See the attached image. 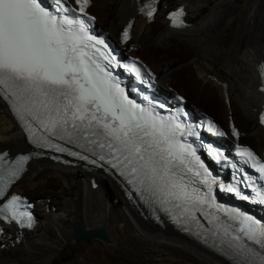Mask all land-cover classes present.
Instances as JSON below:
<instances>
[{
    "label": "snow or ice",
    "instance_id": "1",
    "mask_svg": "<svg viewBox=\"0 0 264 264\" xmlns=\"http://www.w3.org/2000/svg\"><path fill=\"white\" fill-rule=\"evenodd\" d=\"M90 2L0 0V99L23 122L37 147L112 170L154 211L168 214L185 230L193 224L203 229L196 235H203L206 243L211 238L231 264H264V224L215 204L211 195L215 181L206 169L194 170L193 158L199 168L204 166L195 149L181 139L195 136V130L125 93L113 71L119 66L115 57L106 51L103 40L89 32L88 21L94 19L86 11ZM154 12L152 8L146 15ZM180 14L174 13L173 19L179 21ZM123 39H129L128 31ZM142 67L133 63L127 71L141 77ZM259 119L264 124V114ZM237 154L245 165L252 161L250 167L259 175L253 180L240 168L248 176L244 186L250 192L241 194L238 187L228 191L264 205V163L247 148ZM29 159L0 152V223L32 226L31 212L20 210L30 205L7 192ZM205 222L211 229L205 228Z\"/></svg>",
    "mask_w": 264,
    "mask_h": 264
},
{
    "label": "bare ground",
    "instance_id": "2",
    "mask_svg": "<svg viewBox=\"0 0 264 264\" xmlns=\"http://www.w3.org/2000/svg\"><path fill=\"white\" fill-rule=\"evenodd\" d=\"M245 1L161 0L158 14L168 9L170 3L175 2L174 6L185 5L190 26L181 30L170 29L163 16H160L163 21L153 29L152 24L158 22L157 18L145 23L135 13L136 0H115L114 8L107 0H93L91 9L97 14V24L113 37L128 17H135L131 42L137 52H133H143V60L158 74L159 83H169L173 71L182 63L190 62L202 82L208 81L218 89L217 95H211L206 88L200 87L197 92L204 94L209 103L215 99L218 104L221 99L223 118L214 120L224 127L229 120L235 124L230 114L234 107L232 93L237 107L245 115L240 121L244 125L239 129L243 135L246 132L249 141L257 143V149L249 141L244 143L261 151L264 129L257 123L262 97L257 90L259 76L256 65L264 61V40L247 33V30L256 24L264 28V15H259L264 0H250L242 12L240 8ZM241 16V32L228 31ZM208 19L214 20V26L211 23L208 27H201ZM174 35H186L192 43L191 48L174 50L181 46L178 44L180 40L172 37ZM150 47L158 56L147 53ZM208 68L220 72L221 76ZM191 72L190 68L181 67L178 73L190 78ZM189 82L194 80L189 79ZM222 82L227 83L229 103L224 102ZM199 109L206 112L203 108ZM9 146L17 149L9 148L11 152H17L24 147V137L0 100V150ZM91 175L95 176V186L90 185ZM46 179L52 180V183H46ZM12 188L26 196L28 194V197H32L30 200L37 198L33 200V210L38 211L39 218L33 229L28 231L4 226V234L0 236V264H56L61 247L73 238V225L76 222L88 229L105 228L111 244H101L95 239L99 248L96 255L90 257L83 254V244L77 245L82 260L77 258L63 264H231L169 226L161 228L152 221L140 218L123 198L119 188L101 173H89L81 168L63 167L39 159L29 163L28 170ZM49 197L51 205L46 202ZM256 215L264 216L258 212Z\"/></svg>",
    "mask_w": 264,
    "mask_h": 264
},
{
    "label": "rangeland",
    "instance_id": "3",
    "mask_svg": "<svg viewBox=\"0 0 264 264\" xmlns=\"http://www.w3.org/2000/svg\"><path fill=\"white\" fill-rule=\"evenodd\" d=\"M249 1L250 0H246L245 1L246 4H245V2L243 3V6L240 8V11L244 12V10H245L247 4L249 3ZM114 2H115V0H107V3L111 4L112 8L115 7ZM163 3H164V1H163ZM174 3L173 4L170 3L169 4V8L174 6ZM261 12L262 13H260L259 15L260 16L264 15V7H263V10ZM162 13L158 14V17H157V20H156L158 22L152 24V28L153 29H156L158 24L161 23L160 21H163V19L160 17ZM106 18L108 19V18H110V16L106 17ZM242 18H243V16H241V18L238 20V23L236 25L231 26L228 29V31L229 30L230 31L236 30L237 32H241V26L239 24L241 23ZM211 23L214 26V20L212 21V20L208 19V20L205 21V23L201 27H203V26L208 27V26L211 25ZM247 33H251L253 35H256V36H258L259 39H263L264 40V28H261L257 24L253 25L252 28H248ZM116 34H117V32H116ZM172 37L176 38L177 40H180V42L178 44H181V46H179L177 49H174L172 47L174 50L181 51L182 49H186V48L190 47L191 46L190 44H192L191 41L188 39V37L186 35H184V36H176V35H174ZM171 46H172V44H171ZM135 52H137V50H135ZM148 52L153 54V55H155V56H158V54L156 55V53L153 52V48L152 47L148 48L147 53ZM137 54L140 55L142 58H145L143 56L144 54H143L142 51L140 52V50H139ZM181 67L182 68L183 67H188V68H190L192 70L193 73L192 72L189 73L190 78L188 76L182 77V75H180V73H178L181 70ZM208 70L210 72H212V73H215V74L221 76L220 72L218 73V71L214 70L213 68H208ZM189 79L194 80V82L190 83ZM192 83H194V84H192ZM163 86H165V87L166 86H170L172 88H176V90L182 91L181 93L186 97V99L188 101V104L191 103V104L197 106L198 108H203L207 112V114L211 115L213 118H217V119H222L223 118L224 111H223V104H222L221 99L219 98L218 104H217L215 99L213 100V102H212V99H211L212 103H209L207 101V98H205L204 94H201L200 92H197L198 91V87H200V88H206L207 91L211 95H215V94L217 95L218 94V89L216 88L215 85L211 84L208 81L205 82V83L202 82V80L199 78L198 73L190 65V62H184V63H182V65L177 67L172 73V79L169 81V83H164ZM231 95H232V104H233L234 107H233V111H232L233 113H230V114L232 115L234 123L239 128V127H242L243 123H241L240 121H243L242 120V116L244 117L245 115H243L242 111L239 109V107H237V104H236V102H235V100L233 98L234 95L232 93H231ZM245 121L247 122V124L250 123L249 121H247V119ZM223 125H225V124H223ZM241 141L242 142H246V143L249 141V138L247 137L246 132H245V135L242 134ZM249 142H250L251 146H256L255 149H257V143L256 142H252V141H249ZM5 148H7V149L11 148V150H14V151L17 150V149H14L12 146L5 147ZM1 149H2V147H1ZM18 150H23V149H18ZM9 153H10V155H12L13 151L11 152L10 149H9ZM49 179H46L45 182L46 183L47 182L52 183V180H49ZM109 185H110V187H111V189H112V191L114 193V188L112 187V185L110 183H109ZM24 192L27 193V191L25 189H24ZM27 196H28V194H27ZM29 198H32V197L30 196ZM33 198H35V199H31L32 201L37 199L36 197H33ZM46 202H48L47 204L51 205V203H52L51 202V198L49 197ZM49 209H50V212H51V209H52L51 206H49ZM35 214H36V217L38 219L39 218L38 211L35 212ZM85 229H87L89 231H96V230H100V229H104L105 230V228H103V227L94 228V229H88V228L85 227ZM105 232H106V235H107V240H104V239H102V238H100L98 236H95V238L93 237L89 242H87V241L76 242L72 238L70 240L71 242L69 241L68 243H66L67 245L65 244V245H63L61 247V250H60V254L61 255H60L59 259L57 260L56 264L68 263V262H71V261H73L74 259H77V258L82 260V257L80 256L81 253L78 252V249L76 247L77 245H80V244H83V246H84V249L82 250L83 254H85L88 257L95 256L96 252H97V249L99 248L96 245L97 242L95 241V239L100 241L101 244H105V245L106 244H111V238H110V236H108L109 234H107L106 230H105ZM28 237H29V234H28Z\"/></svg>",
    "mask_w": 264,
    "mask_h": 264
},
{
    "label": "water",
    "instance_id": "4",
    "mask_svg": "<svg viewBox=\"0 0 264 264\" xmlns=\"http://www.w3.org/2000/svg\"><path fill=\"white\" fill-rule=\"evenodd\" d=\"M244 205V204H243ZM247 209L253 210V211H260L263 212L262 208H256L254 206H246ZM98 236L104 240H107V235L104 229L96 230V231H89L85 229L79 222H76L73 225V239L76 242L79 241H87L89 242L93 237Z\"/></svg>",
    "mask_w": 264,
    "mask_h": 264
},
{
    "label": "clouds",
    "instance_id": "5",
    "mask_svg": "<svg viewBox=\"0 0 264 264\" xmlns=\"http://www.w3.org/2000/svg\"><path fill=\"white\" fill-rule=\"evenodd\" d=\"M248 145V144H247ZM251 147V146H250Z\"/></svg>",
    "mask_w": 264,
    "mask_h": 264
},
{
    "label": "trees",
    "instance_id": "6",
    "mask_svg": "<svg viewBox=\"0 0 264 264\" xmlns=\"http://www.w3.org/2000/svg\"><path fill=\"white\" fill-rule=\"evenodd\" d=\"M184 97V96H183Z\"/></svg>",
    "mask_w": 264,
    "mask_h": 264
}]
</instances>
